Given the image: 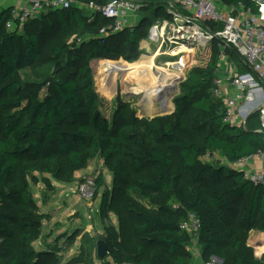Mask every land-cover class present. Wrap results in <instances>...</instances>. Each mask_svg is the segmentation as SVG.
Listing matches in <instances>:
<instances>
[{
  "label": "trees",
  "instance_id": "1",
  "mask_svg": "<svg viewBox=\"0 0 264 264\" xmlns=\"http://www.w3.org/2000/svg\"><path fill=\"white\" fill-rule=\"evenodd\" d=\"M224 1L241 2L253 12L258 7L253 0ZM13 8L0 12V264H48L50 256L64 249L33 250L31 243L38 236L40 218L22 210L32 201L27 179L34 177L35 171L51 172L62 179L83 166L88 151L97 154L112 173L113 191L102 201L110 199L116 209L119 205V228L127 231L112 260L190 264L192 255L186 246L191 235L184 225L193 215L199 221L196 235L205 259L214 256L220 264H264L248 245L251 230H264V185L244 178L241 170L201 161L208 150L219 151L232 164L264 152L257 110L243 124L224 121L226 107L212 94L217 51L205 66L187 73L180 94L173 99L171 114L138 119L131 103L118 96L109 123L99 111L91 67L83 58L68 76L52 79V92L41 100L28 92V82L21 81L18 72L40 58L39 41L36 33L23 36L6 28ZM159 9H164L163 0H145L142 5L145 18ZM82 10H48L24 27L51 22L71 33H83L97 26L96 34L89 38L87 57L110 54L106 43L116 33L98 36L108 20L90 18L91 14ZM145 33L138 26L130 27L125 41L134 50ZM52 51L63 56L68 47ZM229 57L239 73L249 72L233 49ZM101 63L99 72L103 70ZM104 68L111 77L112 70ZM73 123L75 130L61 127ZM173 153L178 160L175 168ZM13 183L17 195L11 192ZM7 238L14 245L7 244L9 251L1 252ZM109 240L117 241V237ZM100 261L105 263L104 258Z\"/></svg>",
  "mask_w": 264,
  "mask_h": 264
},
{
  "label": "rangeland",
  "instance_id": "2",
  "mask_svg": "<svg viewBox=\"0 0 264 264\" xmlns=\"http://www.w3.org/2000/svg\"><path fill=\"white\" fill-rule=\"evenodd\" d=\"M221 1L225 2L224 0ZM86 12V10H82L85 15ZM149 14L145 18L146 13L141 8L140 13L132 18L121 31L116 32L114 37L108 38L106 49L110 51V54L103 52V57L94 59L87 57L89 53L88 42L90 36L96 34L94 31L98 30L97 26L92 31L71 33L70 30L51 22L42 26L41 24H27L18 32L23 36L28 33L37 34L40 58L32 65L21 67L18 78L28 82V92L36 96L39 101L44 95L52 92L50 87L52 79L68 76L70 72H73V69L76 70L80 65L77 60L83 58V63L87 62L91 67L94 89L100 99L99 111L102 116L108 119L109 123H111L117 108L118 96L131 103V109L135 112L136 118L148 117L145 114L146 109L142 106V103L144 105L148 103V101H142L144 94L142 88H146V86L143 83L137 85L134 83V79H126L127 72L121 71L117 63L122 61L128 64H149L154 61L156 65L167 66L178 59V56L156 55V47L153 45L145 47L146 44H143V41H140L137 48L133 50L125 41L128 28L138 26L141 30H145L147 37L148 28L153 22L169 17L164 9H159L152 15ZM89 32H93V34ZM101 37H107V35ZM63 45L68 47V51L63 56L53 53L54 47ZM212 53L210 47H201L194 51L192 60H190L188 67H185L184 75L175 81L178 85L175 87L174 84L172 87L175 88L167 93L171 102V110L166 113L167 115L174 110L173 99L180 94V86L186 80L187 73L194 67L205 66ZM125 55L129 59H126ZM100 63L103 69L101 72H99ZM108 63L116 71H113ZM228 63H230L229 60ZM105 66L112 70L111 77L107 76L108 73L105 74ZM138 67L133 75L142 73V65ZM230 70L231 68L228 66V71ZM221 71L222 69L220 73H223ZM245 117L237 110L234 114V121L243 124ZM71 122L76 123L75 121ZM74 123L71 125L63 124L61 127L75 130L76 124ZM173 159L175 168L178 164L175 153H173ZM201 161L213 167L234 168V166H238L228 163L217 150H208ZM33 174L34 177L27 179V190L30 192L32 201L29 206L22 208L32 217H37L38 220L40 218V226L38 221L36 229L38 236L31 243L33 250H46L47 248L54 250L55 247H63L64 249L48 258V264H108L109 260L114 259L117 249L123 244L121 241L123 234L126 235L127 231L123 233L119 228L117 217L119 205L116 209L109 201L110 199H107V202L102 201L108 193L113 191L112 173L103 160L97 154L88 151L83 166L65 175L62 179H56L51 172L35 171ZM86 184L89 185L87 191H93L92 196L88 198L81 197L79 192L80 187ZM10 189L12 192L13 189H17V186L13 183ZM13 194L17 195L15 191ZM15 207L20 208L19 205H15ZM130 213L133 214L131 211ZM116 237L117 241L109 240V238ZM68 240L72 241L69 245ZM98 240H104L108 248L107 254L103 257L105 263H102L97 256L96 243ZM7 244L9 246L14 245L11 238L2 242L1 252L9 251L10 247ZM248 244L253 249L255 257L264 261V230H252ZM186 250L192 255L190 264L207 260L201 253L197 235H191ZM209 260H213L216 264L221 263L219 258L214 256H211Z\"/></svg>",
  "mask_w": 264,
  "mask_h": 264
},
{
  "label": "built area",
  "instance_id": "3",
  "mask_svg": "<svg viewBox=\"0 0 264 264\" xmlns=\"http://www.w3.org/2000/svg\"><path fill=\"white\" fill-rule=\"evenodd\" d=\"M144 1L25 0L22 6L11 10L6 28L18 31L42 12L76 7L88 11L90 18H106L107 24L98 31V36H106L121 31L140 13ZM253 1L258 5L256 12L241 2L226 4L221 0H163V7L169 17L153 22L148 28L146 39L141 41L155 46L156 55L172 57L184 55L187 50L210 47V50L217 51L218 61L230 58L229 50L233 49L247 64L249 72L239 73L237 67L233 66L232 73L216 74L212 94L225 105L224 121L229 123L235 109L245 101L260 100L257 105L259 132L264 135V0ZM177 85L176 82L175 87ZM258 154L264 158V152ZM248 159H240L236 165H242ZM242 173L244 178L255 184L264 185V169ZM88 187V184L80 187L81 197L92 196L93 191L88 192ZM198 227L199 221L193 215L184 225L190 235H196ZM109 264L134 263L109 260ZM199 264L216 263L206 260Z\"/></svg>",
  "mask_w": 264,
  "mask_h": 264
},
{
  "label": "bare ground",
  "instance_id": "4",
  "mask_svg": "<svg viewBox=\"0 0 264 264\" xmlns=\"http://www.w3.org/2000/svg\"><path fill=\"white\" fill-rule=\"evenodd\" d=\"M148 45L146 41L142 42ZM150 46V45H149ZM193 50H187L184 55H178V59L174 62L169 63L167 66H159L154 63V61L149 64H128L125 62H118L121 71H126V79H134V83L137 85L144 84L146 88L143 92L142 101H148L145 105V109L151 110L157 106L164 105L167 108H171V102L168 99L167 93L171 90L175 81L184 75L185 67L191 60ZM142 65V73L134 72Z\"/></svg>",
  "mask_w": 264,
  "mask_h": 264
},
{
  "label": "crops",
  "instance_id": "5",
  "mask_svg": "<svg viewBox=\"0 0 264 264\" xmlns=\"http://www.w3.org/2000/svg\"><path fill=\"white\" fill-rule=\"evenodd\" d=\"M24 3H25V0H0V12H2L3 10L10 8V7L19 8ZM228 60L230 61V63H228ZM228 66H230V68H231L230 71H228ZM233 66H235V65L231 62L230 58L225 59V60H219L216 74H219L221 76L224 74L232 73L234 71ZM221 69H222L221 72H223V73H220ZM228 90H229V92H231L230 88H228ZM259 101H255V100L245 101L241 105V107H238L237 109H235V111L239 110L240 113L243 114L244 116H246L245 118H247L252 113H254L255 110H257V105L259 104ZM235 111H234V114H235ZM234 114L231 117V123L235 124V125H239L238 122L234 121ZM230 164H232V163H230ZM232 165H236V163H234ZM234 168L237 170H241V172H243V171L255 172L257 170L264 169V158H262L259 154H256V155L249 157V159L244 164L238 165L237 167L234 166ZM251 232H252V230H251ZM197 264H199V263H197Z\"/></svg>",
  "mask_w": 264,
  "mask_h": 264
},
{
  "label": "water",
  "instance_id": "6",
  "mask_svg": "<svg viewBox=\"0 0 264 264\" xmlns=\"http://www.w3.org/2000/svg\"><path fill=\"white\" fill-rule=\"evenodd\" d=\"M141 21V20H140ZM145 21V20H144ZM143 22V21H142ZM145 47H148V46H145ZM141 96V95H140ZM139 98V96L137 97V99ZM136 99V100H137ZM142 103V102H141ZM142 106L144 108L145 105L142 103ZM171 108H167L165 107L164 105L162 106H157L155 108H152L151 110L149 109H146V116H148L149 118H152V117H155V116H160V115H165L168 111H170ZM96 246H97V256L98 258H103L107 252H108V248L106 246V243L104 240H98L97 243H96ZM220 260V259H219ZM221 261V260H220Z\"/></svg>",
  "mask_w": 264,
  "mask_h": 264
}]
</instances>
